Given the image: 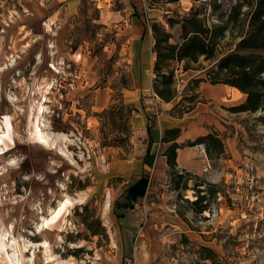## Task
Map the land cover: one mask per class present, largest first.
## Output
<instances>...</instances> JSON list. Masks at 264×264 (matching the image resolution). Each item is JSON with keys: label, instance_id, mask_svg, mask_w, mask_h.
Masks as SVG:
<instances>
[{"label": "rangeland", "instance_id": "obj_1", "mask_svg": "<svg viewBox=\"0 0 264 264\" xmlns=\"http://www.w3.org/2000/svg\"><path fill=\"white\" fill-rule=\"evenodd\" d=\"M54 1L0 0V259L9 253L23 264H46L42 243L48 241L65 264H213L203 260V247L219 264H264V111L236 112L246 100L242 93L206 99L202 84L182 82L181 67L173 102L181 109L168 114L182 115L189 106L184 98L197 93L183 118L197 112L218 121L182 145L199 151L203 168L168 166L150 177L147 195L128 209L116 203L125 202L142 168L125 177L111 173L114 163L139 159L135 147L145 143L132 126L138 114L128 56L133 21L147 31L158 24L179 44L182 28L172 19L196 8L212 26L241 0H143L142 7L78 0L76 13L64 6L70 0H60L50 21ZM222 47L223 53L233 49L229 36ZM155 61L154 53L153 82ZM211 64L201 58L191 67ZM104 96L109 102L102 107ZM35 125L48 146L38 142ZM214 133L225 146L220 158L210 160L205 145L189 146ZM199 196L208 206L201 214L192 206ZM67 197L75 202L67 221L39 233L42 220Z\"/></svg>", "mask_w": 264, "mask_h": 264}, {"label": "trees", "instance_id": "obj_2", "mask_svg": "<svg viewBox=\"0 0 264 264\" xmlns=\"http://www.w3.org/2000/svg\"><path fill=\"white\" fill-rule=\"evenodd\" d=\"M213 8L219 10L220 5L214 2ZM219 18V23L208 26L206 19L202 18L199 10L195 8L181 21L172 19L171 24H180L182 28L183 42L179 44L172 42L173 35L164 27L158 24L152 26L156 55L154 92L162 101L173 103L178 96L177 72L181 70V67L184 72L205 70L206 78L191 80V84H194L196 88L204 82L236 88L246 96L245 102L235 108L236 112L264 111V0H241L232 7L229 13L220 14ZM228 36L233 41V49L223 53L222 43ZM201 58L212 62L211 68L191 67V64H198ZM197 98V93L185 97L184 100L189 103V106L184 107L185 112L182 115L173 113L174 116L181 119L186 113L192 112V104ZM178 106L179 104L174 107L173 111L180 110ZM132 110L138 111L137 108ZM150 131L149 127L148 132ZM179 133L180 129L169 130L164 135H175L171 140L163 138L164 142L171 143L164 154L171 169L177 167V152L184 148L176 142ZM196 145L206 146L210 160L220 158L225 152L223 141L215 133L200 137L189 146ZM155 159L156 156L151 154L150 143L145 164L152 167ZM149 185L150 178L146 175L142 176L127 189L125 202H117L116 208H133L135 203L147 195ZM204 202L205 198L202 196L192 202L194 211L201 214L208 210ZM202 256L204 261L210 260L213 264H219L216 261V254L208 247L202 248Z\"/></svg>", "mask_w": 264, "mask_h": 264}, {"label": "crops", "instance_id": "obj_3", "mask_svg": "<svg viewBox=\"0 0 264 264\" xmlns=\"http://www.w3.org/2000/svg\"><path fill=\"white\" fill-rule=\"evenodd\" d=\"M124 5L132 4L143 6V0H120ZM62 2L60 0L54 1L50 4V9L48 12L53 14L50 17V21H53L52 17H57L59 13L58 7H60ZM80 2L78 0H70L65 3L66 10L70 13H76L79 9ZM134 20V19H132ZM133 26H130V39L128 41V56H129V67L130 74L133 83L138 86L136 90L132 91L134 93L133 103H135L138 110V114L132 117V126L134 129L135 136L144 139V145L140 148L136 145V154L140 156L139 159L135 158L122 161L120 164H113L111 170L113 177H125L126 174L133 173L134 169L141 167L142 174L136 180L138 181L142 175H146L149 178H158L163 175L168 168L167 157L164 156L167 147H169L163 141V137L166 131L173 129H184V132L180 139L176 142L180 145L185 144L204 132H207V128L213 127L214 124L217 125V118L213 115L202 116V118H197L199 113L192 114L189 118L185 117L183 119H177L168 114V111L173 109V103H166L162 101L154 92L153 89V76L151 77L150 71H153L154 65V37L152 31H147L142 24H135L133 21ZM182 82L185 80L189 81L194 78H204V72L193 74L190 72L181 73ZM236 88L227 85H212L210 83L204 82L201 86V92L206 99L215 98L219 100L226 98V95L234 96ZM241 93V92H240ZM220 101V100H219ZM107 96H104L98 104L100 106H106L108 104ZM200 108H197L199 111ZM209 126V127H208ZM151 128L150 133L148 128ZM217 129V128H216ZM151 143V154L156 156L154 165L152 167L145 164V158L147 150ZM198 150L195 148H186L178 150V165L180 169L185 170H201L206 160L198 157ZM208 160V159H207ZM126 170V173H125ZM143 175V176H144ZM133 181L131 185L136 183ZM129 185V187L131 186ZM150 186V185H149ZM128 187V188H129ZM127 195V193H126ZM126 198V197H125ZM109 207V201L107 202ZM116 212L118 210L116 209Z\"/></svg>", "mask_w": 264, "mask_h": 264}, {"label": "bare ground", "instance_id": "obj_4", "mask_svg": "<svg viewBox=\"0 0 264 264\" xmlns=\"http://www.w3.org/2000/svg\"><path fill=\"white\" fill-rule=\"evenodd\" d=\"M238 92L240 91L238 90ZM41 111H42V106L39 107V112L35 117L36 121H38V118L41 115ZM34 134L36 135V138L40 144L48 146V138L44 135L42 130L37 125L34 126ZM74 203H75L74 200H72L70 197L65 198L55 210L51 211V213L47 216V218H44L42 220L41 225L38 226L39 233H42L46 229H50L51 227L57 225L60 222L62 223L66 222L67 217H69L70 215V208L74 206ZM13 241L15 242V239ZM42 246L44 248V258H45L44 261L46 264H52V263L65 264L56 259V256L53 254L51 245L48 241L43 242ZM4 248L5 246H3V249ZM25 248L27 247L25 246ZM0 261L2 264H23V262L19 258H17L15 254H9V253L6 254L4 257H2ZM66 264H76V263L71 261Z\"/></svg>", "mask_w": 264, "mask_h": 264}]
</instances>
